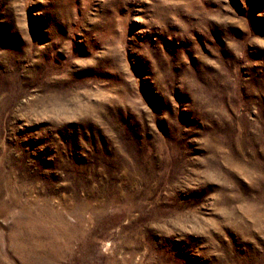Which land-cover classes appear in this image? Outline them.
I'll list each match as a JSON object with an SVG mask.
<instances>
[{
	"label": "rangeland",
	"instance_id": "1",
	"mask_svg": "<svg viewBox=\"0 0 264 264\" xmlns=\"http://www.w3.org/2000/svg\"><path fill=\"white\" fill-rule=\"evenodd\" d=\"M0 264H264V0H0Z\"/></svg>",
	"mask_w": 264,
	"mask_h": 264
}]
</instances>
